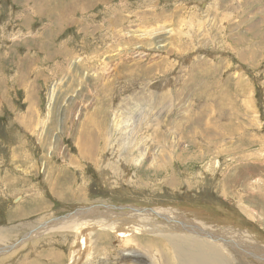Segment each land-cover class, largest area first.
I'll list each match as a JSON object with an SVG mask.
<instances>
[{"label": "rangeland", "instance_id": "rangeland-1", "mask_svg": "<svg viewBox=\"0 0 264 264\" xmlns=\"http://www.w3.org/2000/svg\"><path fill=\"white\" fill-rule=\"evenodd\" d=\"M159 95L146 110L156 106L158 119L147 115L134 141L116 134L114 116L130 121V105ZM191 108L209 125L219 116L228 124L209 126L213 145L184 136L188 116L199 117ZM89 116L107 124L105 138L82 160L79 133ZM141 142L157 156L176 147L175 161L123 164L112 153ZM208 148L209 159L197 162L180 154ZM106 208L200 211L209 225L247 231L264 246V0H0V247ZM137 225H127L128 237L146 256L135 248L130 262L118 248L127 234L111 229L102 240L95 225L43 232L1 252L0 264H151L153 256L177 264L162 237L137 233Z\"/></svg>", "mask_w": 264, "mask_h": 264}, {"label": "bare ground", "instance_id": "bare-ground-1", "mask_svg": "<svg viewBox=\"0 0 264 264\" xmlns=\"http://www.w3.org/2000/svg\"><path fill=\"white\" fill-rule=\"evenodd\" d=\"M211 24H214V23H211ZM259 27H261V26H259ZM209 29H210V27H209ZM245 62H247V61H245ZM198 63H200V62H198ZM184 67H186V66L184 65ZM198 67H200V66H198ZM187 68H188V66H187ZM199 84H201V83H199ZM160 96L161 95H159L158 98L153 102H151V100L149 98L142 99L141 104H140L141 107L130 105L131 107H133V111H131V118L132 119L130 121H124L122 119V117L118 116V115L114 116L113 121H112V126L114 127V131L116 132V134L123 135L125 139H128V137H130L134 141L135 136L137 135L136 130H137L139 123L143 119H145V117L147 115H150L152 117L155 116L156 106L153 109H151V111L149 110L150 112H146L147 106H149L153 103H155L157 105V103H159V101H161ZM199 104L202 105L201 102H199ZM135 107L136 108L138 107L140 110L139 111H136V109L134 110ZM148 109H149V107H148ZM223 110H225V109H223ZM197 112L198 111H196L195 109L193 110L191 108V114L194 113V115H198L199 117L192 116V115L188 116L187 121H185L187 128L184 131V136H186L188 134V136H186V137H188L190 140L201 138V139L206 141V144H209V142L207 143L208 140H206V138H205V137H207V139H209V135H205V133H209V126L214 124L219 129H222L224 131V126L227 123L222 122L220 119V116H219V118H218L219 120L217 123L215 122V119L213 118L211 120V125H209V121H210L209 118H208V120H209L208 121V120H206V118H203L204 113H197ZM253 112H254V110H253ZM222 116H223V114H222ZM109 117L110 116L108 114H105L104 118L101 120L103 122H105V121H107V119ZM87 118L89 119V121L87 119H84V123H83V126L85 127L86 131L83 133L82 132L79 133V136H80L79 152H80V156L83 158L82 160L93 158V156L96 152L93 153L94 150L91 151L90 149H94V148L96 149L97 146L93 147V145H95L98 141L101 142L104 140V138H105V127L107 125V124H104L102 122L97 121L98 117H96V116H89ZM154 119L156 120L158 118L154 117ZM216 120H217V118H216ZM157 124L158 123H156V125ZM150 126H152V125H150ZM191 126H193V127H191ZM162 128L163 127L161 126L160 129L162 130ZM238 128H240V126H238ZM173 129L177 133H179V129L177 127H173ZM243 130L244 129H242V131ZM235 131H237V130H235ZM95 133L98 134L99 136L96 135ZM98 137H100L101 140H99ZM216 137H214V138H216ZM244 137H246V136H244ZM223 138L225 139V137H223ZM211 139H212V137H211ZM220 140H222V139H220ZM166 141H168V139H164V142H166ZM217 143L218 142H216V144ZM213 144H209V145H213ZM176 145H177V147L181 148L179 143H177ZM201 148H202V146H201ZM96 151H97V149H96ZM177 151L178 150H176V147L172 146L171 148H169L167 150H163L162 154L157 156V155H155L154 151L148 150L147 146H144V144L141 142V144L140 143H138V144L124 143L123 148L119 152L117 149H115L112 153L114 155L117 154L116 157L118 160H120V158H121L120 156L124 157L122 160L123 164L124 163L125 164L132 163V164L138 165V164L144 163L145 161L149 160L150 167H162V168L164 167L165 168V166L168 163L170 164L171 160L175 161ZM222 151H224V150H222ZM181 153H183V156H185V159L189 160V162H191L192 158H195L196 162L198 160H201V158H203V157H204V159L205 158L209 159V155H208L209 154V148L206 151L205 150L199 151L196 149V153H194V151L190 150V149L189 150L181 149L180 154ZM218 153H220V152L218 151ZM245 155H246V153H245ZM178 156H180V155H178ZM178 158L180 160V157H178ZM247 158H249V157H247ZM250 159H251V157H250ZM192 162H194V161H192ZM200 162L202 163V161H200ZM248 162H250V161H248ZM216 164H219V163L216 162ZM182 165H184V164H182ZM206 165L208 168L207 170H209L210 169L209 168V161H207ZM239 166H243V165H239ZM123 169H124V167L121 166L120 163H118L114 166V170L117 173ZM137 171H138V169H137ZM162 171H163V169H162ZM170 182H172V181H170ZM174 182H176V180ZM249 183H251V182H249ZM170 186L172 187L171 183H170ZM225 192L226 191H224V193ZM236 196L239 197L238 195H236ZM221 197H222V195H221ZM245 198H247V197H245ZM245 198H243V199H245ZM234 199H235V197H234ZM225 200H226V198H225ZM118 208H121V207H118ZM179 208H181V207H179ZM242 209L243 208H241V210ZM210 222H214V220L210 221ZM56 223H58V224L54 225V226L52 224H45V225L41 226L35 232H32V233L28 234L26 237H24L23 239L19 240L18 244L15 243V247L12 249L19 248L22 244L27 242V240L29 241L38 235L41 236L42 234H44L46 232L49 233L50 231L60 230V231L66 232V233L75 232V231L77 233V231H78V233L81 234L82 233L81 231H84L85 229L88 228L87 230L89 232V228H92V226L97 225V227L103 229V232L105 233V234H101V235H103L102 240L108 236V234H109L108 231L111 232V229H113V231H115L116 233L117 232L118 233L123 232V233L127 234L126 235L127 237H122L124 241L118 239L119 240L118 242L120 243V245L118 244L119 245L118 248L121 249V252H122L121 256L124 257L125 259L128 257L127 255H130L128 257V259L123 260V261L128 262V260H129V262H130V261H132L131 260L132 259L131 254H133V253L126 254V253H128L127 251H130V252H131V250L135 251L134 249L136 248L143 255L146 256V254L144 252L146 250L143 248H140L139 244L134 242V239L132 237H128V236H132L133 232H134L133 226L130 228L128 226L131 223H136V224H138L137 226H134L136 228V232L137 231L138 232L139 231L140 232H148V233H151V235L154 234V236L156 235V236L162 237L166 242L165 247L167 248L168 255L171 256L177 264H238L240 262H241V264H257V263L258 264H264V248H262L263 245L262 246L259 245V243H258L259 240L256 238L257 236L255 237L252 233H248L247 231H238L237 229H235L233 227L232 228H225V227H222L219 225H217V226L209 225V214L205 215V213L200 212V211H189V210L186 211L183 209L178 210V209H173V208H159L157 210H155V209L151 210V209L131 208V211H129V212H124L123 214L121 212H119V213L115 214L114 208H106V213H104V212H100V213L93 212L90 215H87V214L84 215L82 213H77V215L72 217V218H65V219L62 218L60 220H57ZM221 223L222 222H220V224ZM125 226H127V227H125ZM230 226H232V225H230ZM121 227H125V228H121ZM0 234H2L1 231H0ZM1 237L2 236H0V241H1ZM81 238H82L81 246L86 249V243H87V248L90 249L89 248V242H86V240H85V244H84V242H83L85 239L84 236H81ZM261 244H263V243H261ZM10 247L11 246H9L7 249H4V247L1 246L0 247V256H3V254H1V252L4 253V255L9 254V251L12 250ZM80 252H81V250H80ZM80 252H78V253H80ZM75 254H77V253H75ZM82 254H83V252H82ZM73 256H74V254H73ZM84 256H86V255H84ZM72 258L75 259L76 257L74 256ZM87 258L88 257H86L84 259L87 260ZM149 259H150L151 264H156V263L161 261L160 256L149 257ZM149 259H147V260H149ZM71 263L73 264V262H71Z\"/></svg>", "mask_w": 264, "mask_h": 264}]
</instances>
